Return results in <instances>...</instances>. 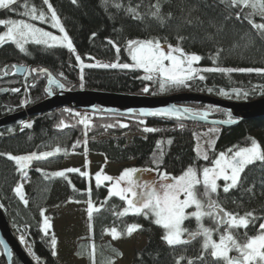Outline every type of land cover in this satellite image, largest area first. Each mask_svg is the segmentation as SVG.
I'll use <instances>...</instances> for the list:
<instances>
[{"label": "trees", "instance_id": "1", "mask_svg": "<svg viewBox=\"0 0 264 264\" xmlns=\"http://www.w3.org/2000/svg\"><path fill=\"white\" fill-rule=\"evenodd\" d=\"M19 0L13 5L17 10L10 12L0 10V19H26L19 15L24 9ZM122 8L117 10L111 3L105 7L101 0H78L73 4L71 0H50L56 10L62 25L73 42L76 52H69L65 48H48L40 45H27L28 54L22 53L11 42L0 45V90H6V94H0V118L16 113L43 101L47 97L45 89L47 75L39 72H31V69H45L58 82L64 84V88L73 91L90 90L110 94L131 96H158L159 83L143 80L145 73L140 69H121L103 67H84L79 69L77 56L82 63L97 62L100 64L128 63L132 64L127 41L158 39L162 46H176L178 43L188 54L201 57L194 68L222 67L232 69L264 68V37L257 35L256 30L243 18L236 19L238 9H230L220 0H162L161 13L165 17V24L160 23L147 15L152 10L150 5L156 0H118ZM31 4L42 7V0H31ZM140 5L138 11L144 14L143 21L134 20L125 12L127 7ZM172 13V19H167V14ZM191 20V23H187ZM254 22L261 23L264 20L259 16L253 17ZM6 28L0 26V33ZM95 33V35H93ZM183 37L182 40L179 38ZM112 40L120 48L117 55L115 49L108 44ZM216 61L213 63V61ZM13 66H25L27 72L24 77L10 76ZM7 73V74H5ZM28 75V76H27ZM204 80L194 79L188 87L173 88L168 94L188 92L206 96H215L211 91L224 89L227 91L252 90L254 87L264 86V74L256 72L232 73L201 72ZM83 76V80H81ZM147 87L148 92L143 89ZM16 88L20 91L13 92ZM211 89V91H209ZM52 92L56 91L52 89ZM264 97V96H263ZM262 97L253 96L250 100ZM188 108L196 111H205L209 106L189 104ZM25 108V109H24ZM211 108L210 115L214 119H222L225 111ZM71 112L81 113L69 109ZM88 113V112H87ZM226 113V112H225ZM91 116V128L85 136L83 125L76 123L64 109L39 115L27 119L32 125L30 128L20 127L14 124L12 133H6L8 127L0 129V153L12 155H26L31 152H43L60 146L67 150V154H58L46 161H34L28 169V179L23 187L28 205L25 206L15 195L13 189L23 182V177L16 171L14 162L0 156V203L4 214L8 219L11 229L16 237L24 236L32 253L38 257V262L44 264H57L52 255L51 238L49 231L45 236L40 228L43 217L40 210H45V216L49 222L58 218L56 210L68 204H86L89 199L88 190L91 189V199L96 206H100L108 197V184L99 187L92 185L80 172H66L65 178L45 179L36 171L43 169L50 173L61 170L62 163L71 156L96 155L105 162L113 165L128 166L134 163L138 169H153L147 173L157 175L167 172L173 176H179L189 166L202 169L212 166L219 153L228 149H238L250 145L251 134L258 132L264 137V118L241 120L227 129H222L216 140L209 159L201 160L194 153V135L206 127L193 124L184 119L150 116L141 118L134 113L131 116H115L104 114L101 110L89 114ZM144 120L140 124L139 120ZM61 120L74 125L59 129L57 125ZM24 121V122H26ZM128 127H120V124ZM113 127H106V125ZM183 124V127L180 125ZM144 127L157 128L159 131L146 133ZM210 128V127H208ZM108 135L113 138L106 140H92L84 147L73 148L72 145L88 139H97ZM125 135H134L129 143L124 139ZM171 141V143H168ZM160 143L158 147L157 144ZM85 148L87 152L85 153ZM163 157L160 158V152ZM151 174V175H150ZM202 186H199V189ZM75 189V190H74ZM251 189V191H248ZM218 200L221 206L234 214L244 215L252 212L257 218L248 229H239L238 238L244 241L248 236L256 235L259 224L264 220V164L257 162L250 165L242 173V181L238 188L225 194L218 190ZM76 201H80L77 203ZM124 202L118 197H111L101 208L99 213H94L92 230L87 240L78 248V256L85 258L91 264L88 253L91 246L95 245L96 264H102L108 258L113 260L115 254L109 243L104 242L109 235L105 230L116 227L119 232H125L127 225L139 224L137 232L145 237V245L134 255L132 264H176V259L183 255L195 258L200 254V240L196 239L190 245L177 249L169 248L161 239L163 230L152 222L151 218L144 216L127 215L118 218L112 214L113 210L121 211ZM205 223L208 227L215 224ZM194 221H186V226L193 229ZM127 235H122L124 237ZM117 252V251H116ZM212 264L211 257H208ZM0 264H6L4 257L0 256ZM12 264H19L16 259ZM187 264V260L182 261Z\"/></svg>", "mask_w": 264, "mask_h": 264}, {"label": "snow or ice", "instance_id": "2", "mask_svg": "<svg viewBox=\"0 0 264 264\" xmlns=\"http://www.w3.org/2000/svg\"><path fill=\"white\" fill-rule=\"evenodd\" d=\"M73 4H77L78 0H71ZM167 3L168 0H163ZM19 0H0V9H6L10 12H16V8L12 7L17 5ZM111 3L117 10L123 6L118 0H101L102 6L107 11L108 4ZM221 4L232 9H238L235 13L236 19H241V14L245 9L249 11L244 13L243 18L252 26V29L256 30L257 35L264 37V22L256 23L253 20L254 16L261 17L264 20V0H220ZM42 5L47 7L45 12L42 7H37L31 4V0H24L20 4V7L24 10L19 13L21 17L26 19H0V26L6 28V31L0 33V45L11 42L22 53L28 54L26 45H43L49 48L52 47H65L69 52L75 53L76 50L73 47V42L68 36L61 20L54 9L50 0H42ZM140 5L135 7L125 8V12L131 16L132 19L143 21L144 14L138 11ZM150 10L147 15L157 20L161 26L165 24V17L161 13L162 0H156L155 3L150 5ZM167 19H172V13L167 14ZM33 21L39 22V24L49 23L50 27L57 29L61 35H53L52 32L44 30L42 27H38ZM187 23H191V20H187ZM95 35V33H93ZM180 40L183 37L179 38ZM116 51L117 55L120 53V48L112 40H108ZM127 51L130 54L132 64L128 63H111V64H81V68L84 67H103V68H121V69H141L145 75L141 77L143 80L156 81L159 83L160 92H166L169 89L188 87L189 82L194 79L204 80L205 77L200 75L201 72H220V73H232L234 71L240 72H256L258 74H264V68H247V69H232L222 67H209V68H194L193 65L198 63L201 57L195 54H188L179 45L176 46L167 45L162 46L161 41L158 39H145V40H129L127 41ZM80 57L77 56L79 62ZM216 61L214 60L213 63ZM14 68L16 66H13ZM20 70H24L21 66ZM31 72L45 73V69H31ZM7 74V73H5ZM83 80V76H81ZM48 83L55 84L56 87L63 89L64 84L59 83L54 79L51 74H48ZM13 92L20 91L19 89H11ZM144 92H148V88L143 89ZM211 91V89H209ZM51 94V89H48ZM221 95L227 96L228 93L221 90ZM236 95L239 96V90H236ZM246 97L247 92L243 93ZM66 113H69L73 118H76V123L83 125L85 129V136L87 131L91 128V119L88 114H81L71 112L69 109H64ZM138 116H154L164 118H175L180 120L182 116H191L200 120H207L210 111H196L191 108H164L157 111H141L137 113ZM228 119L219 121L218 123L232 124L237 121L232 118L231 114H227ZM140 124H144V120H139ZM30 123H24V128H30ZM61 120L57 127L64 129L71 127ZM106 127H113L109 124ZM120 127H128L127 124H120ZM183 127V124L180 125ZM11 131V129H9ZM143 131L146 133L159 131L157 128L144 127ZM210 132L216 131L210 129ZM161 142H158L157 146H160ZM171 143V141H168ZM86 144V141H85ZM214 144V141L209 142V147ZM73 148L79 147V142L72 145ZM87 148H85V153ZM67 154V150L56 146L52 150L43 152H31L26 155H12L10 153H0V156H5L7 160L14 162L16 171L21 174L23 178L28 177V169L32 166L34 161H46L49 158L55 157L58 154ZM230 153V155H229ZM198 157L208 160L209 157L206 153L201 154L200 149L197 148ZM163 157V151L160 152V158ZM257 162L264 164V148L255 140L251 139L250 146L240 147L236 150L228 149L227 152H221L212 160V166H204L202 169H197L193 166H189L179 176H173L167 172H160L157 169L158 179L152 181H141L136 179V176L140 172H151L153 169H137L128 168L122 171L119 177H112L110 175L103 174V171H99L95 174V182L97 187L104 184V182H111V186L108 187V197L100 206H96L91 199V189L88 190L89 199L87 203V215L89 220V231L92 230V220L94 213H99L104 204L107 203L111 197H118L120 201L124 202V207L121 211L113 210L112 214L118 218L125 217L127 215L144 216L146 219L151 218L152 222L159 226L163 230L161 236L162 241L172 249L180 248L181 246L190 245L197 238L202 237L200 254L195 258L185 257L183 255L176 259V264H182V261L187 260V264H209L208 257H211L212 264H264V223L259 224V230L256 235L248 236L247 231L244 232L246 239L241 242L238 238L239 229H248L250 225H253L256 221V217L252 212H247L244 215L234 214L226 211L218 200V189L220 185L217 184L218 180H222L223 192L229 193L230 190L236 189L240 186L242 181V173L250 166ZM88 166V161H85V167ZM37 172H40L44 178H65L66 172H80L77 168H68L65 170L53 171L50 173L44 172L41 168H36ZM83 176H88L87 172L80 173ZM199 186H202L203 191L199 190ZM75 190V189H74ZM15 195L25 205H28V201L25 198L23 192V185L18 184L13 189ZM251 191V189H248ZM79 203L80 201H76ZM194 209L193 211H188ZM40 216L43 217V223L40 231L45 236L51 228L49 218L45 216V210H40ZM190 218H194L197 224L195 231H190L184 227V222ZM211 219L215 228L204 226V219ZM139 224H129L126 227L125 232H119L116 227L106 229L105 231L111 235L112 239H119L122 235L131 236L134 232L140 229ZM223 228V231H221ZM219 236L218 241L213 239V234ZM21 244H25L28 247L29 253L32 252L31 246L27 245L24 236L20 237ZM52 255H57L56 245L57 241L55 236L51 238ZM0 246H3V241H0ZM95 245L91 246V252L88 253L91 264H96L95 260ZM115 255H120L113 249ZM235 252L236 255H230ZM4 254L11 256V252L7 251L5 247ZM79 254V253H78ZM33 258L37 261L38 257ZM102 264H113L111 258H108Z\"/></svg>", "mask_w": 264, "mask_h": 264}, {"label": "rangeland", "instance_id": "3", "mask_svg": "<svg viewBox=\"0 0 264 264\" xmlns=\"http://www.w3.org/2000/svg\"><path fill=\"white\" fill-rule=\"evenodd\" d=\"M2 10V9H0ZM32 23H35L38 27H42L46 31H50L53 33V35H61L57 29H53L50 27L49 23L45 24H39V22L33 21ZM27 46V45H26ZM43 46V45H40ZM46 47V46H44ZM59 47V46H57ZM49 48V47H48ZM54 48V47H52ZM59 48H65V47H59ZM67 49V48H65ZM166 49V47H165ZM81 64L88 65V64H97V62H91V63H82L80 60L78 62V67L81 70ZM141 70V69H140ZM28 76V75H27ZM223 90L224 92L228 93L229 95L224 96L221 95L220 92ZM240 95H236V90L233 91H227L224 89H219L217 91H211L210 93H213L215 96H210L213 98L221 99V100H226L230 102H235V103H246V102H251L253 100H250L251 97L253 96H259L264 98V86H258L254 87L252 90H245V91H239ZM247 92L248 95L245 97L243 93ZM177 94H191L188 92H179V93H174V94H168L166 92H160V89H158V96L153 95V96H148V97H169V96H174ZM196 94V93H195ZM145 96V95H144ZM147 96V95H146ZM260 98V99H262ZM259 100V99H257ZM256 101V100H254ZM203 106V105H202ZM210 107V106H209ZM207 107L206 110H211V108ZM25 109V108H24ZM82 112L83 114H91L87 113L84 111H78ZM13 113V112H12ZM15 113V112H14ZM229 113L222 114V119L221 120H227ZM90 119L91 116L89 115ZM24 123H30L29 121L26 122H20L18 123L20 127H23ZM11 129V131H9ZM210 129H215L216 131L210 132ZM12 127H8L6 129V133L10 134L13 132ZM222 129L218 127H206L204 130L198 131L194 135V142H195V147H194V153L197 155V148L200 149L201 154L206 153L208 156L210 152L213 150L214 145L216 143L217 138L219 137ZM1 135V133H0ZM134 137V135H125L124 139L126 140L127 143H129ZM110 137L108 135L99 137L97 139H88V140H81L79 141V147L76 148H81L84 147L87 142L92 141V140H106ZM251 138L255 139L261 146L264 148V137L258 133V132H253L251 134ZM86 141V144H85ZM214 141V144H212L211 147H209V142ZM250 146V145H249ZM236 150V149H235ZM230 155V153H229ZM201 160H204L200 157H198ZM88 161V166L85 167V161ZM61 170H65L68 168H77L80 169L81 172H87L89 175L85 176L86 179L91 182L92 185H96L95 182V174L99 171H103V174L110 175L112 177H119V175L122 173L123 170L128 169V168H136L134 166V163L128 164V166H117L113 164H109L104 161L103 158L100 156L96 155H85V156H71L67 158L61 165ZM138 169V168H137ZM151 175V174H150ZM147 176L145 175V172H140L137 174L136 179L141 180V181H152L154 179H158V176L154 174L149 177V174L147 173ZM28 177L25 179L23 178V182L21 183L24 187ZM104 184H108V186H111V182H104ZM102 184V185H104ZM217 184L220 185V188L222 190L224 182L222 180H218ZM218 189V190H219ZM201 192L203 191V188L199 189ZM24 192V191H23ZM87 206L86 204H68L63 208H60L56 210V214L58 215V218L53 220L52 222H49L51 224L50 232L52 233L53 236H55L57 245H56V253L55 259L57 264H89L88 261L83 258L78 256V248L79 246L84 243L87 238L90 236V231H89V220H88V215H87ZM0 208L3 210V207L0 203ZM194 209H189L188 211H193ZM4 212V210H3ZM188 220H193L194 225L193 229H190L188 226H186V221ZM184 222V227L189 229L190 231H195L197 228V224L194 218H190ZM214 224V222L209 219L205 218L203 223L204 226L208 227L205 223ZM264 223V220L261 222ZM210 228H215V225L210 227ZM221 231H223V228H221ZM200 240V244H202V237L197 238ZM213 239L217 240L219 239V236L216 235L215 233L213 234ZM241 242H243L240 239ZM106 243H109L112 248H114L120 255H115L113 258V264H132L134 260V255L137 251L141 250L143 246L145 245V237H143L141 234H139L137 231L134 232L131 236H124L120 237L119 239L113 240L111 235L109 234L105 241ZM2 255L1 249H0V256ZM230 255H236L235 252L230 253ZM36 264H39V262L34 259Z\"/></svg>", "mask_w": 264, "mask_h": 264}, {"label": "water", "instance_id": "4", "mask_svg": "<svg viewBox=\"0 0 264 264\" xmlns=\"http://www.w3.org/2000/svg\"><path fill=\"white\" fill-rule=\"evenodd\" d=\"M20 68L21 66L13 67L10 76L24 77L27 72V67L23 66L24 70H20ZM42 74L47 75L45 85L47 97L43 101L34 104L25 110L0 118V129L59 109H72L88 113H96L98 110H101L107 115L131 116L134 113H139L141 111H157L172 107L188 108L187 105L189 104H198L210 106L230 113L232 118L237 122L241 120L264 118V98L246 103H235L200 94H177L169 97H148L110 94L90 90L73 91L71 89L66 90L65 88L60 89L56 87L55 84H49L48 71ZM6 76L7 75L0 76V79L5 78ZM48 89H51V94H49ZM52 89L56 92L53 93ZM6 92V90H0V94H6ZM148 117L150 116H143L141 118L145 119ZM181 119L193 124H199L205 127H218L221 129H227L234 124L218 123L219 121L224 120L214 119L211 115H209L207 120H200L191 116H182ZM19 239L20 237H16L13 233L6 215L0 208V241H3V246H0V249L6 264H12L13 259H16L19 264H36L35 261L23 251ZM5 247L7 248V251L11 252L10 257L4 254ZM39 264L44 263L40 261Z\"/></svg>", "mask_w": 264, "mask_h": 264}, {"label": "bare ground", "instance_id": "5", "mask_svg": "<svg viewBox=\"0 0 264 264\" xmlns=\"http://www.w3.org/2000/svg\"><path fill=\"white\" fill-rule=\"evenodd\" d=\"M19 242H20V239H19ZM28 245V244H27ZM20 246L22 247L23 251L32 259L34 260L33 258V253H29V250H28V247L25 245V244H21L20 242Z\"/></svg>", "mask_w": 264, "mask_h": 264}]
</instances>
